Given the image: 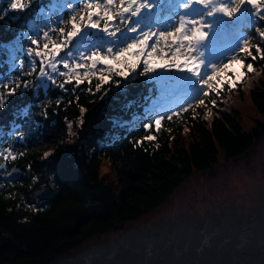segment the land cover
<instances>
[{
	"label": "trees",
	"instance_id": "trees-1",
	"mask_svg": "<svg viewBox=\"0 0 264 264\" xmlns=\"http://www.w3.org/2000/svg\"><path fill=\"white\" fill-rule=\"evenodd\" d=\"M23 3L25 9L15 10L10 0H0V44L5 49L15 46L11 55L0 53V80L6 85L0 87L4 96L0 161L7 151V167L22 172L13 183L4 182L0 174V264H50L128 223L152 216L193 175L211 173L220 164L247 156L264 141V60L258 55L254 61L242 55L256 69L247 90L240 88L250 98L252 114L235 107L220 109L217 104L225 102L213 89L204 98L206 108H190L171 121L165 118L159 129L153 124L148 130L143 125L161 114L159 88L135 73L128 81L111 76L97 92L96 76L90 77L91 84L88 80L79 87L75 81L65 84V90L57 87L65 78L49 69L57 84L45 81L40 86L39 58L22 50L35 47L31 39L38 38L36 31L57 27L58 17L66 22L69 13L52 9L46 22L40 9L49 0ZM33 20L40 23V30L28 28L27 21ZM244 30L251 44L264 48L250 26ZM23 33L32 35L25 38ZM49 33L60 39L58 32ZM79 47L64 49L57 60L72 62ZM69 51L71 59L66 55ZM32 61L36 72L28 75ZM20 62L25 65L23 72ZM60 70L66 71L62 64ZM24 81L29 82L27 89L21 86L15 95H7L9 88ZM149 135L155 137L151 142L144 139ZM141 140L142 145L137 143ZM104 159L113 178L101 175ZM47 182L59 191L38 207L31 203V195Z\"/></svg>",
	"mask_w": 264,
	"mask_h": 264
},
{
	"label": "snow or ice",
	"instance_id": "snow-or-ice-1",
	"mask_svg": "<svg viewBox=\"0 0 264 264\" xmlns=\"http://www.w3.org/2000/svg\"><path fill=\"white\" fill-rule=\"evenodd\" d=\"M61 6L69 13L66 22L58 17L57 27L50 29L54 34L58 32L60 39H54L49 30H45L42 33L43 50L39 38L31 39L35 47L27 49L28 56L39 58L37 79L40 86L45 81L57 84L49 69L51 73L65 78L57 85L61 89L73 81L76 87L85 80L91 84L90 77L96 76L99 81L97 92L109 82V77L116 76L128 81L135 78V73L155 83L162 95L170 90H179L192 96L187 106L179 111L173 110L167 116L158 114L151 123H145L143 127L148 130L152 129L153 124L159 129L165 118L171 121L174 116L180 117L190 108H206L204 98L216 88L221 74L229 76V69L234 65L246 67L243 75L255 72L252 63L240 58L241 53L253 61L257 55L264 60V48L259 43L251 44L248 36L238 38L231 56L216 59L212 52L213 38L217 33L221 29L235 27L238 22L250 26L264 41V0H49V4L40 11L43 14L52 9L59 10ZM10 7L23 10L26 5L23 0H10ZM96 33L104 35L96 36ZM22 35L27 38L32 34ZM94 38L104 40V43H95ZM76 45L80 47L72 62L63 57L57 60L60 52ZM14 47L5 49L0 44V53L8 51L11 55ZM67 55L71 56V51ZM61 64L66 71L60 70ZM29 67L31 71L28 75L36 72L35 61L30 62ZM18 68L23 72L24 63L20 62ZM232 75L238 81L241 73ZM4 86L5 81L0 80V87ZM21 86L27 89L29 82L24 81L22 85L16 83L15 87L8 89L7 95H15L16 89ZM116 86L120 87L119 81ZM232 87L233 84L228 85L229 90ZM88 90L92 91L91 87ZM216 94L219 95V90ZM212 104L215 106L214 100ZM3 107L4 96L0 95V108ZM208 114L211 115V111ZM144 139L151 142L155 137L149 135ZM143 142L137 141L141 145ZM48 155L44 153L45 157ZM9 156L10 153L4 159H9ZM11 159L15 157L11 156Z\"/></svg>",
	"mask_w": 264,
	"mask_h": 264
},
{
	"label": "water",
	"instance_id": "water-1",
	"mask_svg": "<svg viewBox=\"0 0 264 264\" xmlns=\"http://www.w3.org/2000/svg\"><path fill=\"white\" fill-rule=\"evenodd\" d=\"M20 176L18 169L4 176L11 181ZM31 195V202L51 199L59 191L52 183ZM264 208V184L254 199L244 192L242 200L228 199L210 206H195L186 213L178 210L152 223H128L113 238L83 246L62 255L50 264H264V213L252 221L240 222L248 210ZM218 217L227 211L229 220L221 224ZM232 210V211H231ZM232 217V218H231ZM193 220V221H191Z\"/></svg>",
	"mask_w": 264,
	"mask_h": 264
},
{
	"label": "rangeland",
	"instance_id": "rangeland-1",
	"mask_svg": "<svg viewBox=\"0 0 264 264\" xmlns=\"http://www.w3.org/2000/svg\"><path fill=\"white\" fill-rule=\"evenodd\" d=\"M229 30L230 29H221L218 33L224 34L229 32ZM218 33L213 38V43L221 37ZM213 49L214 47H212V50ZM228 55L229 54H224V56L219 57V59H224L228 57ZM245 71L246 67L234 65L229 69V76H232L231 79H229V76L223 74L218 78L220 82L214 89L216 91L219 90L220 100L225 102V105L217 104L220 109L231 110L232 107H235L241 109L243 113L247 112V115L252 114L250 98L248 95H242L240 88L244 87V90H247L251 78L250 75L254 72L243 75ZM232 73H241L238 81ZM229 84H233L231 90L228 88ZM106 174L113 178L109 163L104 159L101 167V175L103 176ZM261 183L264 184V141L257 144L247 156L226 164H220V166L214 168L211 173H198L193 175L178 189L168 203L161 207L155 214L135 223L136 225L144 222L152 223L160 220L162 217H168L170 214L176 215L178 210L186 213L189 209L193 210L197 205L201 207L202 204H204L208 207L213 202L218 203L220 200L226 201L230 198L242 200L244 192L249 195L250 199H254ZM123 228L115 230L90 244L100 243L105 239L113 238V236L117 234V232H121Z\"/></svg>",
	"mask_w": 264,
	"mask_h": 264
},
{
	"label": "flooded vegetation",
	"instance_id": "flooded-vegetation-1",
	"mask_svg": "<svg viewBox=\"0 0 264 264\" xmlns=\"http://www.w3.org/2000/svg\"><path fill=\"white\" fill-rule=\"evenodd\" d=\"M230 211V210H229ZM229 211H227L222 217H218L215 212H213V210L210 212V214L206 217V220H203L202 218L198 217L200 220H201V223L203 222H207L209 217L210 216H215L214 218V221H216L218 224H221L224 220H228L230 222H234V223H242L243 221H252V220H255L256 218L260 217V215H262V213H264V208L260 211H257L255 209H252V210H248L247 212L244 213V216L241 217V221L238 222V220L232 218V221L229 220V216H228V213L231 214ZM232 211V210H231ZM193 221V220H191Z\"/></svg>",
	"mask_w": 264,
	"mask_h": 264
}]
</instances>
